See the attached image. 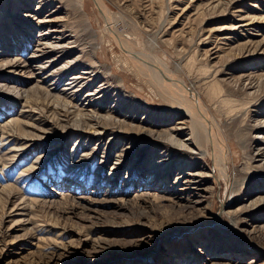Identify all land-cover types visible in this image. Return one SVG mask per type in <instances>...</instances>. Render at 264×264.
Masks as SVG:
<instances>
[{"label": "rangeland", "instance_id": "obj_1", "mask_svg": "<svg viewBox=\"0 0 264 264\" xmlns=\"http://www.w3.org/2000/svg\"><path fill=\"white\" fill-rule=\"evenodd\" d=\"M41 1L0 0V64L17 65L15 74L0 65V264H264V195L251 198L257 186L264 193V0ZM41 14L53 20L37 25ZM51 25L76 42L46 69L95 64L94 85L123 90L100 109L99 139L80 137L87 126L72 120L86 116L46 105L34 86L57 51L27 58ZM173 85L211 116L227 184L207 141L167 157L169 131L184 139L192 123L208 125Z\"/></svg>", "mask_w": 264, "mask_h": 264}, {"label": "bare ground", "instance_id": "obj_2", "mask_svg": "<svg viewBox=\"0 0 264 264\" xmlns=\"http://www.w3.org/2000/svg\"><path fill=\"white\" fill-rule=\"evenodd\" d=\"M40 3H39L40 6L45 5V3L41 0H40ZM38 13H41V12H37L36 14H38ZM103 14L105 15L104 12H103ZM105 17H106L108 29L113 33V36L116 39V43L118 45L117 37H116L115 32L113 30V23L110 21L111 19L109 20L107 18L106 15H105ZM34 18L36 19L37 25H41L45 22H50L53 20V18L51 17V14H46L44 16H42V14H41V16H38L37 18L34 17ZM248 24L249 23H244L242 25L246 26ZM37 35L39 37L37 39V44H35L34 49L32 50V52L30 53V55L27 58V59H29V61H28L29 65H31L33 62H35V60L42 58L47 53H50L51 51L55 50V51H57V53L54 54V56L50 57L46 61L47 62L46 64H41L39 66V68L42 70H38L37 71L38 74L34 76V79H35V85L34 86L39 88V89L40 88L44 89V90L46 89L45 94H44L45 99H46V101H45L46 105L58 107L53 102L60 100L61 101V108L63 110L64 109L72 110V111L76 112L75 113L76 116L77 115L86 116L84 119L73 118V120H72V128L73 129H81V127L83 125L87 126L84 128V130H82L83 131L82 133L80 132V134H78L80 137H81V135H83L85 133L88 136V140H91L92 138L93 139H99L101 137V135H102L101 133L103 131V128L100 127V124L96 122V120H97L96 118L100 117V112H101L100 109H102L104 107L103 104H105L104 102L106 101L107 97H109V96L112 97V95L120 94L123 92V90L121 89L120 92L119 91L117 92L118 87H115L113 89L112 88L113 84L110 81V79H104L100 83L94 85L96 80L99 79V75L97 74V71L100 68L95 64H91L89 67H86L87 66L86 65L83 68H81L78 72H71V73H70V70H68L67 66L66 67H63V66L53 67L50 70L46 69V67L48 65L50 67V65L53 64L54 61L59 59L60 54L63 55L65 49H67L69 47H73L75 45L76 41H75L74 37L69 33V30H67L65 28L64 29L60 28L58 26H53V25L47 27L46 29L40 30ZM4 50H5V52H3V53H7L8 52L7 50H10V49L4 48ZM128 54L131 56L138 54V56H135V57H142V58L148 59L147 57H145V55L143 56V55H141V53L136 52V51L129 52ZM0 65L5 70H7L9 73H13V74L17 73V71H16L17 65L13 59L4 61V63H1ZM155 65H157V64H155ZM164 67L162 65L161 66L162 69H160V70L162 71L163 75H166V74H164V72H165ZM71 68H76V65L72 66ZM66 74H68V76H67V79L64 82L63 86L60 87V89L57 92H53V91L50 92L49 88H56L58 86V84L62 82V80H63L62 78L64 76H66ZM46 80H49L48 88L40 85V84L44 83ZM171 84H173V82ZM173 86L175 87L176 91H179V90L183 91L182 89H179L175 85H173ZM112 89H113V92H112ZM84 90H87L85 92V94L83 95L84 102L80 103V106H78L77 104L76 105L73 104L72 103L73 100L79 98ZM160 90L162 91V89H160ZM183 92L187 93V95L190 97L192 103H194V105L201 111V113L203 114V117L205 118L203 123L208 124V125H206L205 129L203 127H202L203 129L200 127H197V130H196L194 123H192L193 131L192 132L190 130L187 131L186 137L184 139L175 137V134L172 133V130L169 131L168 133H169V136L172 135L170 137V139L173 141L174 146H173V151L170 152L169 154H167V157L170 158L171 156H174V155H182L184 152H187L188 149L195 150L197 152H200V151L203 152V149H201V146L205 141H207V143H211L213 146H215L214 150H216L220 153L219 154L217 152V155L219 154V157L221 159V163L219 165V168L221 167L220 168V175H223L224 181L227 184L228 183V180H227L228 176L226 174V172H227L226 163L227 162L225 160L226 155H227V149L225 148V145L222 144L223 142H221V139H220L219 134H218L219 132L215 129L214 125L211 124L212 118L209 115V113L207 112L206 108L201 103L200 99L196 95L192 94L191 92H188V91H183ZM165 93H167V92H165ZM96 101L99 103H97ZM112 104L115 105L114 111L117 112L118 110H120V107H123L125 105V99H123L121 96H119L117 99L116 98L114 99V102ZM108 110H111L110 105L109 106L107 105L105 108V111H108ZM41 111L44 113V110H41ZM134 113L136 115V112H134ZM261 113H264V110ZM199 114H200V112H199ZM38 115L44 117V114H38ZM105 115H106L105 116L106 118H109V113H105ZM186 116H188V115H186ZM168 117H171V116H168ZM116 120H118V119L116 118ZM44 121L46 123L47 119H44ZM85 123H87V124H85ZM200 125H203V124L201 123ZM257 126H259L262 129V134L264 135V121H262V122L259 121L257 123ZM178 129H179V126L175 125V130H178ZM256 137L258 138V137H260V135H256ZM197 143H198V145H200V149L196 147ZM258 151L261 154L260 156H263V158H264V149L262 148L261 150L259 149ZM164 152H166V149L163 150V152H161V154ZM193 153H195V152H193ZM193 155H195V154H193ZM160 158H161L160 162H162L163 156L161 155ZM168 158H166V161H164V162H167L165 164V166L170 165L172 163V161H167ZM263 162H264V160H263ZM193 165H195V164H193ZM263 165H264V163H263ZM159 167H160V165H159ZM178 168H182V166L179 164ZM182 171H183V169H181V171L179 173H177V175H180L182 173ZM175 180H178L179 183H181L180 178H178V176H176ZM181 185H182V183H181ZM257 187L259 188V190H257V192L256 191L252 192V194H251V198L254 202L260 201V199L264 195V193L261 189V186H257ZM222 210H223V208L221 207L219 209L220 214H221V212H223Z\"/></svg>", "mask_w": 264, "mask_h": 264}]
</instances>
